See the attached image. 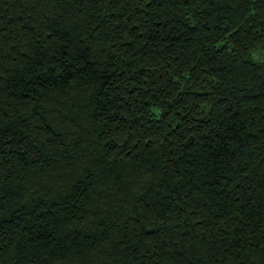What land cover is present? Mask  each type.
<instances>
[{
  "label": "trees",
  "instance_id": "obj_1",
  "mask_svg": "<svg viewBox=\"0 0 264 264\" xmlns=\"http://www.w3.org/2000/svg\"><path fill=\"white\" fill-rule=\"evenodd\" d=\"M0 264H264V0H0Z\"/></svg>",
  "mask_w": 264,
  "mask_h": 264
}]
</instances>
